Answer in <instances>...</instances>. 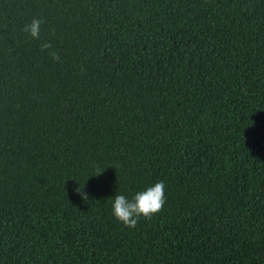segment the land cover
Listing matches in <instances>:
<instances>
[{"label": "trees", "instance_id": "16d2710c", "mask_svg": "<svg viewBox=\"0 0 264 264\" xmlns=\"http://www.w3.org/2000/svg\"><path fill=\"white\" fill-rule=\"evenodd\" d=\"M0 264H264V0H0Z\"/></svg>", "mask_w": 264, "mask_h": 264}, {"label": "clouds", "instance_id": "9594fccd", "mask_svg": "<svg viewBox=\"0 0 264 264\" xmlns=\"http://www.w3.org/2000/svg\"><path fill=\"white\" fill-rule=\"evenodd\" d=\"M42 23L41 19L33 18L31 23L24 26L23 30L32 38L39 40ZM51 47L48 42L41 44L42 51ZM52 58L57 61L60 59L55 53L52 54ZM103 171H99L96 176L102 174ZM77 193L83 200H88L87 193L80 188L77 189ZM165 202V184L163 181H159L146 190L137 192L131 200L122 194H116L112 203V210L114 217L125 227L135 228L141 216L150 219L163 209Z\"/></svg>", "mask_w": 264, "mask_h": 264}]
</instances>
